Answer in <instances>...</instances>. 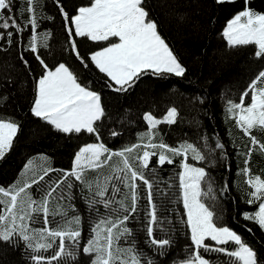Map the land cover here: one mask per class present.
Listing matches in <instances>:
<instances>
[{
	"label": "snow or ice",
	"instance_id": "obj_1",
	"mask_svg": "<svg viewBox=\"0 0 264 264\" xmlns=\"http://www.w3.org/2000/svg\"><path fill=\"white\" fill-rule=\"evenodd\" d=\"M53 3L61 15L69 51L83 68L92 64L103 73L111 81L105 87L117 93L127 92L147 73L157 77L186 76V67L161 35L147 0H89L73 9L67 8L65 0ZM242 4L227 22L222 36L229 47L252 45L255 56L264 58V11L256 10L252 0H242ZM44 7L41 0H0V41L19 43L28 33L27 51L41 67L30 114L62 134H89L96 142L80 147L70 169L48 167L28 180L0 186V251L7 248L20 252L19 264H167L159 257L171 258L176 242L168 227L172 221L164 213L176 193L172 192V183L156 177V168L150 167L155 158V165L161 168L179 165L175 177L179 195L175 202L182 203L186 215L190 251L174 264H212L208 253L225 255L230 264H264V255L258 254L240 234L218 225L216 213L207 203L215 198L210 171L216 165L213 153L218 149L221 158L227 159L226 145H209L207 136H201V144L187 139L176 146L166 143L158 136V126L178 123V110L171 107L161 118L151 112L142 116L148 131L138 135L140 142L118 150L108 147L101 139L107 117L101 93L92 90L68 64L58 62L50 67L42 58L41 39L47 48L51 33L41 36L38 29L43 19L54 18L45 16ZM77 37L109 43L85 56L79 50ZM19 59L30 69L23 52ZM246 98L250 103H245ZM4 100L0 93V101ZM224 112L250 142L241 153L244 167L240 172L251 189L246 203L256 204L258 210L242 213L243 218L264 231V178L253 175L250 167L254 152L264 155V142L254 134L264 136V70L241 92L238 102L225 99ZM20 131L21 125L14 118L0 116V160L13 148ZM110 135L120 133L113 130ZM34 167L29 160L26 168L33 171ZM55 172L59 176L53 180L51 173ZM89 172L96 173L91 180ZM229 190L227 182L220 187L221 193ZM77 199L84 201L92 214L87 217L92 221L88 233L84 230L85 217L75 205ZM141 213L143 233L137 234L131 221ZM158 231L165 232V236L160 237ZM230 244L234 249L228 247Z\"/></svg>",
	"mask_w": 264,
	"mask_h": 264
},
{
	"label": "trees",
	"instance_id": "obj_2",
	"mask_svg": "<svg viewBox=\"0 0 264 264\" xmlns=\"http://www.w3.org/2000/svg\"><path fill=\"white\" fill-rule=\"evenodd\" d=\"M65 2L68 9H73L75 6L87 4L89 0ZM41 3L45 5V16L54 17L43 19L38 29L41 36L44 32L51 33L47 48L42 46L44 41L41 39L42 58L50 67L58 62L68 64L92 90L101 93L102 103L107 111V117L103 121L104 127L101 128V139L108 147L118 150L126 144L140 142L138 135L148 131L146 123L142 120L145 113L151 112L161 118L167 109L176 107L179 113L178 123L171 126L159 125L158 136H162L171 146H176L185 139L201 144V136L209 137V145H214L215 142L226 145L227 159L221 158L218 149L213 153L216 165L210 171L214 181L215 198L207 200V203L213 207L218 225L236 231L258 251V254L264 255V231L256 223L245 220L242 215L244 212L258 210L256 204L246 203V194L251 189L245 183L246 177L240 172L244 167L241 153L246 151L244 146L250 142L224 112L225 99L238 102L241 92L259 71L264 70V58L255 56V46L229 47L222 36L227 22L243 7L242 0L223 5L216 3V0H147L150 14L157 21L161 35L186 67V76L157 77L147 73L127 92L121 93L104 86L111 81L94 65L89 64L87 69L80 65L74 54L69 51L67 34L57 6L53 0H41ZM252 6L258 11H264V0H252ZM24 37L19 43L14 40L11 45L0 41L3 48L0 50V93L6 98L0 101V116L14 118L21 125L13 148L0 160V186L5 187L42 174L44 168L70 169L74 155L80 147L96 142L89 134H62L30 114L29 108L35 96V82L41 67L35 56L27 51V32ZM76 39L81 54L85 56H90L92 52L109 43L78 37ZM21 52L28 59L31 70L19 59ZM201 99L203 103L200 102ZM245 103H250V100L246 98ZM113 130L120 135L111 136L110 132ZM254 134L264 142V136L258 132ZM29 160L34 162L33 171L26 168ZM226 164L229 167H225ZM150 167L156 168L157 178L172 183V192L176 193L164 213L167 220L172 221V225L168 227L172 229L170 235L176 242L172 249L173 255L171 258L159 257V261L174 264V261L186 258L190 251V229L185 223L186 215L182 203L175 202L179 195L175 187L178 184L175 177L179 165H165L161 168L155 165L154 158ZM250 167L253 175L264 178V155L259 151L254 152ZM104 171L107 172V169ZM145 174H149L147 170ZM58 176L59 172L51 173L53 180ZM95 176L96 173H88L90 180ZM225 182L230 190L221 193L220 187ZM160 187L164 185L161 184ZM33 191L35 193V187ZM52 203L55 204V201ZM141 203L143 204V201ZM75 205L85 217L84 230L88 233L92 221L87 217L92 214L85 207L84 201L77 199ZM142 220L143 213L131 221L137 234L143 233ZM249 228L251 232L247 230ZM158 235L164 237L165 232L158 231ZM228 247L234 249L231 244ZM206 256L212 258V264H230L225 255L208 253ZM21 258L18 251L12 252L7 248L0 251V264H19Z\"/></svg>",
	"mask_w": 264,
	"mask_h": 264
},
{
	"label": "rangeland",
	"instance_id": "obj_3",
	"mask_svg": "<svg viewBox=\"0 0 264 264\" xmlns=\"http://www.w3.org/2000/svg\"><path fill=\"white\" fill-rule=\"evenodd\" d=\"M113 42H118L117 38H111ZM108 46V45H107ZM106 47V46H105Z\"/></svg>",
	"mask_w": 264,
	"mask_h": 264
}]
</instances>
